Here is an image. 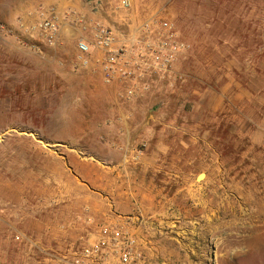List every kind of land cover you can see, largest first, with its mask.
Returning a JSON list of instances; mask_svg holds the SVG:
<instances>
[{
  "label": "rangeland",
  "instance_id": "rangeland-1",
  "mask_svg": "<svg viewBox=\"0 0 264 264\" xmlns=\"http://www.w3.org/2000/svg\"><path fill=\"white\" fill-rule=\"evenodd\" d=\"M162 23L166 73L76 62L95 26L130 52ZM104 226L134 264H264V0H0V264H74Z\"/></svg>",
  "mask_w": 264,
  "mask_h": 264
},
{
  "label": "built area",
  "instance_id": "built-area-1",
  "mask_svg": "<svg viewBox=\"0 0 264 264\" xmlns=\"http://www.w3.org/2000/svg\"><path fill=\"white\" fill-rule=\"evenodd\" d=\"M122 4L129 6L127 1ZM152 26L147 24L144 31L153 32L156 41L141 40L136 49L130 52L127 47H116L115 36L110 28L95 26L90 39L80 38L78 41L76 59L79 66L88 69L97 64L107 85L116 80L137 81L147 74L168 72L184 45L178 41L175 31L168 23ZM29 33L32 37L39 36L47 45L54 46L60 33L59 20L52 15L43 14ZM29 48L38 49L32 43ZM97 56L100 57L96 59ZM127 57L126 67L123 63ZM132 91L128 98L133 94ZM137 247L138 240L133 232L119 226H104L98 231L96 238L76 256L74 264H134Z\"/></svg>",
  "mask_w": 264,
  "mask_h": 264
},
{
  "label": "crops",
  "instance_id": "crops-1",
  "mask_svg": "<svg viewBox=\"0 0 264 264\" xmlns=\"http://www.w3.org/2000/svg\"><path fill=\"white\" fill-rule=\"evenodd\" d=\"M61 32H62V31H61ZM62 33H63V32H62ZM62 33H61V34H62ZM62 37H63V34L61 35V38H62ZM30 49H31V48H30ZM76 62H77V64L79 65L77 59H76ZM80 69H81V68H80ZM98 69H99V67H98ZM82 70H88V71H91V70H92V71H93V68H88V69H83V68H82ZM98 72H99V74H100V76H101L102 85H103L105 88L110 87L111 85H107V84L104 83V81H103V74L100 72V70H98ZM148 197H149V198H147V199H148V201H149L151 195L149 194Z\"/></svg>",
  "mask_w": 264,
  "mask_h": 264
},
{
  "label": "bare ground",
  "instance_id": "bare-ground-1",
  "mask_svg": "<svg viewBox=\"0 0 264 264\" xmlns=\"http://www.w3.org/2000/svg\"><path fill=\"white\" fill-rule=\"evenodd\" d=\"M202 178V177H201Z\"/></svg>",
  "mask_w": 264,
  "mask_h": 264
}]
</instances>
